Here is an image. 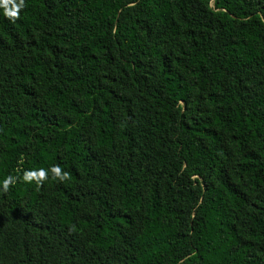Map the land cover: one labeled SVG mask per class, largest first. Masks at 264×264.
Listing matches in <instances>:
<instances>
[{
  "label": "trees",
  "instance_id": "obj_1",
  "mask_svg": "<svg viewBox=\"0 0 264 264\" xmlns=\"http://www.w3.org/2000/svg\"><path fill=\"white\" fill-rule=\"evenodd\" d=\"M9 175L0 264H264V0L0 2Z\"/></svg>",
  "mask_w": 264,
  "mask_h": 264
},
{
  "label": "clouds",
  "instance_id": "obj_2",
  "mask_svg": "<svg viewBox=\"0 0 264 264\" xmlns=\"http://www.w3.org/2000/svg\"><path fill=\"white\" fill-rule=\"evenodd\" d=\"M3 4L4 8V15L6 17L14 18L17 16L19 10L23 7V0H20V3L18 4H11V7H9V0H0ZM49 173L52 174L54 178L63 180L67 173H61V170L58 166L52 167L51 169L46 172L43 168H40L35 171H25L23 174V180L24 181H31L35 180L37 182L43 181L46 176L49 175ZM15 177L9 175L6 178L3 179L0 184H2L3 190L7 191L9 184L15 183Z\"/></svg>",
  "mask_w": 264,
  "mask_h": 264
}]
</instances>
